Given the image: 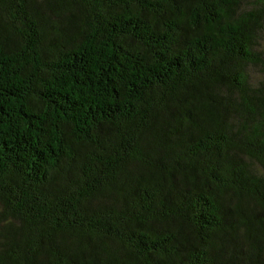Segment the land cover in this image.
Returning a JSON list of instances; mask_svg holds the SVG:
<instances>
[{"label":"trees","instance_id":"trees-1","mask_svg":"<svg viewBox=\"0 0 264 264\" xmlns=\"http://www.w3.org/2000/svg\"><path fill=\"white\" fill-rule=\"evenodd\" d=\"M263 39L264 0H0V264H264Z\"/></svg>","mask_w":264,"mask_h":264},{"label":"rangeland","instance_id":"rangeland-1","mask_svg":"<svg viewBox=\"0 0 264 264\" xmlns=\"http://www.w3.org/2000/svg\"><path fill=\"white\" fill-rule=\"evenodd\" d=\"M262 43L264 45V41ZM261 73H262V71L257 70V69L252 71V75H253L254 78L261 77Z\"/></svg>","mask_w":264,"mask_h":264}]
</instances>
